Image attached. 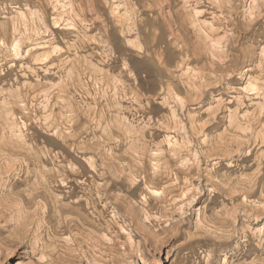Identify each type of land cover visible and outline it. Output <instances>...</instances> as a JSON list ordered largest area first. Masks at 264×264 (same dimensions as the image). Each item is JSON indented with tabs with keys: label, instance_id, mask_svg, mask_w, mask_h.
<instances>
[{
	"label": "rangeland",
	"instance_id": "obj_1",
	"mask_svg": "<svg viewBox=\"0 0 264 264\" xmlns=\"http://www.w3.org/2000/svg\"><path fill=\"white\" fill-rule=\"evenodd\" d=\"M0 264H264V0H0Z\"/></svg>",
	"mask_w": 264,
	"mask_h": 264
},
{
	"label": "bare ground",
	"instance_id": "obj_2",
	"mask_svg": "<svg viewBox=\"0 0 264 264\" xmlns=\"http://www.w3.org/2000/svg\"><path fill=\"white\" fill-rule=\"evenodd\" d=\"M15 46V45H14ZM17 47V46H16ZM17 48H15V50H16ZM13 50H14V48H13Z\"/></svg>",
	"mask_w": 264,
	"mask_h": 264
}]
</instances>
